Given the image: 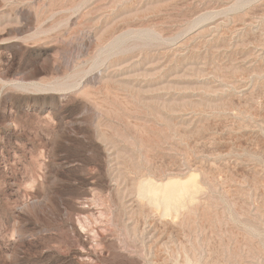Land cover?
I'll return each mask as SVG.
<instances>
[{"label": "rangeland", "instance_id": "rangeland-1", "mask_svg": "<svg viewBox=\"0 0 264 264\" xmlns=\"http://www.w3.org/2000/svg\"><path fill=\"white\" fill-rule=\"evenodd\" d=\"M0 264H264V0H0Z\"/></svg>", "mask_w": 264, "mask_h": 264}]
</instances>
